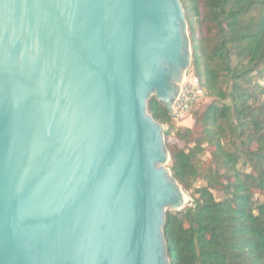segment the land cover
Here are the masks:
<instances>
[{
    "label": "water",
    "instance_id": "95a60500",
    "mask_svg": "<svg viewBox=\"0 0 264 264\" xmlns=\"http://www.w3.org/2000/svg\"><path fill=\"white\" fill-rule=\"evenodd\" d=\"M191 66L180 0H0V264H170L148 103Z\"/></svg>",
    "mask_w": 264,
    "mask_h": 264
},
{
    "label": "trees",
    "instance_id": "16d2710c",
    "mask_svg": "<svg viewBox=\"0 0 264 264\" xmlns=\"http://www.w3.org/2000/svg\"><path fill=\"white\" fill-rule=\"evenodd\" d=\"M180 1L191 74L212 103L193 128H178L156 97L148 103L166 127L171 174L193 199L166 213L169 261L264 264V0Z\"/></svg>",
    "mask_w": 264,
    "mask_h": 264
},
{
    "label": "built area",
    "instance_id": "2783aa9c",
    "mask_svg": "<svg viewBox=\"0 0 264 264\" xmlns=\"http://www.w3.org/2000/svg\"><path fill=\"white\" fill-rule=\"evenodd\" d=\"M205 98V91L201 87L199 79L193 75H186L180 92L173 105V118L184 116L188 110Z\"/></svg>",
    "mask_w": 264,
    "mask_h": 264
},
{
    "label": "rangeland",
    "instance_id": "374dc122",
    "mask_svg": "<svg viewBox=\"0 0 264 264\" xmlns=\"http://www.w3.org/2000/svg\"><path fill=\"white\" fill-rule=\"evenodd\" d=\"M186 75H188V76L192 75V74H191V68L189 69V71H188V73H187ZM154 97H155V96H154ZM211 103H212V99H210V98H204L201 102H199L198 104H196V105H194L193 107H191V108L188 110V112H186V113L184 114L183 117L178 118V119H175V118H174V122H175L176 126H177L178 128H193V127L195 126V121H196V119H195V115H196L197 113H198V114H201V113L203 112V110H205L206 106L209 105V104H211ZM164 130L166 131V127H165V126H164ZM165 131H164V135H165ZM176 142H177V140L174 139V137H171V138L169 139V143H170V144H174V143H176ZM165 144H166V139H165ZM166 147H167V144H166ZM180 147L182 148L183 145L180 144ZM167 149H168V148H167ZM166 167H167V168L170 167V162L166 165ZM205 184H206L205 182H203V181L200 180L196 185H197V186H204ZM182 190H183V189H182ZM214 193H215L216 197H218V198H223V197H222V194H221L220 192H214ZM184 194H185V198H186V202H187V206H186V207L191 206L192 203H193V199H192L191 195H189V193H187V192H185V191H184ZM257 198H258V200H260V201H263V199H264V198H262V197H257ZM186 207H185V208H186ZM185 208H184V209H185ZM182 210H183V209H182ZM168 211H173V210H168Z\"/></svg>",
    "mask_w": 264,
    "mask_h": 264
},
{
    "label": "bare ground",
    "instance_id": "6f19581e",
    "mask_svg": "<svg viewBox=\"0 0 264 264\" xmlns=\"http://www.w3.org/2000/svg\"><path fill=\"white\" fill-rule=\"evenodd\" d=\"M183 82H184V79L182 80V82H181L180 86L183 84Z\"/></svg>",
    "mask_w": 264,
    "mask_h": 264
}]
</instances>
